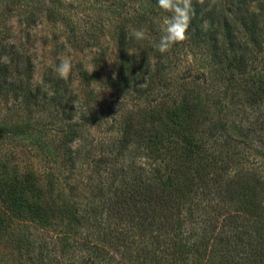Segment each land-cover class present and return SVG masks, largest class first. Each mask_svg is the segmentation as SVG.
<instances>
[{"label": "trees", "instance_id": "obj_1", "mask_svg": "<svg viewBox=\"0 0 264 264\" xmlns=\"http://www.w3.org/2000/svg\"><path fill=\"white\" fill-rule=\"evenodd\" d=\"M131 1L120 115L97 146L98 91L77 109L70 80L50 95L17 50L0 63L19 117L0 123V264H264V0H190L188 37L165 54L148 38L170 13Z\"/></svg>", "mask_w": 264, "mask_h": 264}, {"label": "rangeland", "instance_id": "obj_2", "mask_svg": "<svg viewBox=\"0 0 264 264\" xmlns=\"http://www.w3.org/2000/svg\"><path fill=\"white\" fill-rule=\"evenodd\" d=\"M43 2L0 0V63H8L13 53L11 51L17 50L27 63L26 74L24 71L22 73L25 77H22L30 80L34 90L44 86L51 95V84L58 78L54 68L61 58H71L73 69L67 80L71 81L74 94L73 107L79 109L82 106L91 88L95 90L94 94L98 91V99L104 101L100 102L102 119L97 120L88 129L89 138L94 140L91 141L94 143L92 146H97L99 141H105L109 137L107 129L112 119L120 115L117 112L121 109L118 100L110 95L114 91L110 77L115 79L120 71L121 52L118 37L123 18L134 15L138 4L131 0H61V13L68 18L56 20L43 8H51L53 4L51 6L49 3L46 5L48 1ZM5 4H8V7H5ZM148 39L152 41L150 43L153 46L155 36ZM156 62V59L152 60L154 65ZM81 70L98 77L92 87L88 88L83 83ZM50 79V83H47ZM2 87L0 123L19 118L15 112L16 90L11 92L8 91L7 85ZM93 103L92 106L96 105L95 101ZM141 106H145V103L142 102ZM4 148L7 149L8 146Z\"/></svg>", "mask_w": 264, "mask_h": 264}, {"label": "clouds", "instance_id": "obj_3", "mask_svg": "<svg viewBox=\"0 0 264 264\" xmlns=\"http://www.w3.org/2000/svg\"><path fill=\"white\" fill-rule=\"evenodd\" d=\"M157 6L166 13H170L165 17L159 39L153 44L159 53L165 54L187 39L192 18V7L190 0H157ZM131 35L137 42H142L148 38L147 29L143 27L134 28ZM72 69L71 58L65 57L61 58L59 64L54 68V72L59 78L67 80Z\"/></svg>", "mask_w": 264, "mask_h": 264}]
</instances>
